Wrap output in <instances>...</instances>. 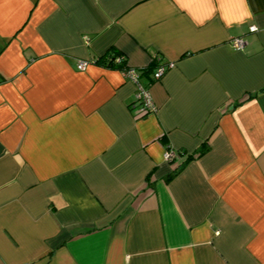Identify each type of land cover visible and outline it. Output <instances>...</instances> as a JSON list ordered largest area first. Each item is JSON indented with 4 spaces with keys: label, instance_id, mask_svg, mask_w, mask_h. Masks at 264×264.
Segmentation results:
<instances>
[{
    "label": "crops",
    "instance_id": "obj_1",
    "mask_svg": "<svg viewBox=\"0 0 264 264\" xmlns=\"http://www.w3.org/2000/svg\"><path fill=\"white\" fill-rule=\"evenodd\" d=\"M0 264H264V0H0Z\"/></svg>",
    "mask_w": 264,
    "mask_h": 264
},
{
    "label": "built area",
    "instance_id": "obj_2",
    "mask_svg": "<svg viewBox=\"0 0 264 264\" xmlns=\"http://www.w3.org/2000/svg\"><path fill=\"white\" fill-rule=\"evenodd\" d=\"M249 31H254L257 29L255 24H250L248 27ZM231 43L235 48H241L245 44V40L242 36H234L231 39ZM122 59V56H118L117 60ZM88 60L80 58L77 60V67L83 69L86 67ZM169 66L173 65V62L168 63ZM165 65L159 64L152 72L153 78H159L163 74ZM124 75L128 77L136 85V99L138 102V111L141 115L147 114L156 109V104L153 101L152 95L149 91V88L141 80V70L135 67L127 66L121 68ZM175 156V152L170 148H167L163 151V157L165 159H171Z\"/></svg>",
    "mask_w": 264,
    "mask_h": 264
},
{
    "label": "trees",
    "instance_id": "obj_3",
    "mask_svg": "<svg viewBox=\"0 0 264 264\" xmlns=\"http://www.w3.org/2000/svg\"><path fill=\"white\" fill-rule=\"evenodd\" d=\"M118 56H122V59L117 60ZM95 61L97 63L103 65V66L112 67V68H118V69H121V68L125 67V65H127L124 55L120 51L116 50L113 47H110L105 53H103V54L99 55L98 57H96ZM170 62H173V61L169 60V61L161 63L156 57H154L145 68L141 69V72L149 74L150 81L158 80L160 77L159 78H153L152 72L154 71V69L159 64L165 65V69H164V71H165L168 67H170L168 65V63H170ZM208 145H209L208 144V140L204 139L197 149H195L192 152H189L187 154V158L186 159L187 160L190 159L191 156H193L195 154H199L200 155V154L204 153L208 149ZM179 152L183 153L184 151L181 150ZM183 164L184 163H182L181 166ZM174 173H175V170H173L170 173H168L167 178L171 177Z\"/></svg>",
    "mask_w": 264,
    "mask_h": 264
}]
</instances>
